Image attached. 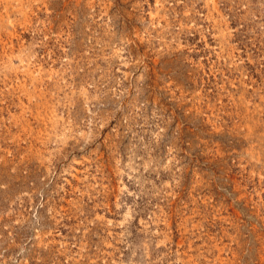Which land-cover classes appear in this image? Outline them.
<instances>
[{
	"label": "rangeland",
	"instance_id": "rangeland-1",
	"mask_svg": "<svg viewBox=\"0 0 264 264\" xmlns=\"http://www.w3.org/2000/svg\"><path fill=\"white\" fill-rule=\"evenodd\" d=\"M0 264H264V0H0Z\"/></svg>",
	"mask_w": 264,
	"mask_h": 264
}]
</instances>
